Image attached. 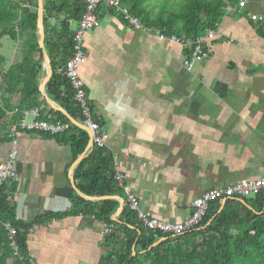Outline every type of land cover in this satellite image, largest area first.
Returning a JSON list of instances; mask_svg holds the SVG:
<instances>
[{"label":"crops","instance_id":"1","mask_svg":"<svg viewBox=\"0 0 264 264\" xmlns=\"http://www.w3.org/2000/svg\"><path fill=\"white\" fill-rule=\"evenodd\" d=\"M252 15L264 17L262 0L225 10L207 45L210 57L191 68L184 64L189 48L137 29L117 12L102 11L100 26L87 32L80 74L104 148L126 176L121 195L111 196L119 207V198L131 206L135 196L141 211L181 222L206 191L264 174V20ZM13 127V141L0 143V163L17 152V218L32 222L72 209L79 157L72 146ZM84 209L29 231L33 264H103L112 231Z\"/></svg>","mask_w":264,"mask_h":264},{"label":"trees","instance_id":"2","mask_svg":"<svg viewBox=\"0 0 264 264\" xmlns=\"http://www.w3.org/2000/svg\"><path fill=\"white\" fill-rule=\"evenodd\" d=\"M231 1L237 4L236 0ZM122 3L144 26L166 36L189 39L201 37L208 30L216 31L226 6V0H122ZM85 5V0H44L45 44L54 70L46 90L80 122H84L82 109L65 70L74 50L71 23L79 21ZM105 10L115 13L100 4L98 11ZM4 37L19 45L20 58L7 66V57L0 52V143L12 142L10 129L21 122L26 112L38 109L40 119L70 123L67 131L43 134L70 144L76 159L85 151L89 133L49 105L39 89L44 56L39 45L38 0H0V40ZM114 169L113 155L94 145L76 168L75 180L89 196L121 195ZM15 191V182L0 184V264H33L28 255L29 231L36 225L72 214L74 209L83 210L82 206L84 212L112 227L106 237L108 249L103 264H264V191L249 198H228L221 211L224 199L212 201L202 222L178 236L147 230L128 204L119 219L114 220L112 216L119 207L117 200L93 202L77 194L71 199L72 209L47 212L32 222H24L17 218L12 204ZM7 222L17 229L18 255L14 254L4 226ZM161 238L164 239L151 247Z\"/></svg>","mask_w":264,"mask_h":264},{"label":"built area","instance_id":"3","mask_svg":"<svg viewBox=\"0 0 264 264\" xmlns=\"http://www.w3.org/2000/svg\"><path fill=\"white\" fill-rule=\"evenodd\" d=\"M85 2V9L78 21L77 27L73 31L74 50L72 56L67 61L65 74L69 78L72 88L75 91V100L82 109V115L84 117L83 123L88 124L93 131L94 145L104 148L106 145V134L102 130L99 121L94 119L93 108L89 101L86 84L80 74V66L86 53L84 47L86 34L90 29L100 26L101 12L98 11L100 4H105L114 9L131 26L145 31H150V29L146 28L131 13L130 9L123 5L122 0H85ZM236 2L237 4L234 5L231 0H226L225 10L233 11L236 8L242 10L247 6L248 0H236ZM262 2L264 3V0ZM252 18L254 20H264V17L261 15H252ZM158 35L161 37L166 36L159 31ZM215 36V31L208 30L205 35L195 39L179 38L175 35L169 36V38L180 43L185 48L190 49L191 52L185 57L184 64L191 68L196 62L204 61L210 57V49L207 45ZM27 113H31L34 119L31 122H27L23 118L18 125H14V130L20 128L26 131L57 134L67 131L70 128V123L67 122L40 119L38 109H32ZM16 154V151L12 152L8 159L0 163V184L7 181L16 182L19 180V174L15 168ZM114 178L120 187H124L126 176L118 166H115ZM262 191H264V174L255 178L242 179L225 187L212 188L196 199L192 214L181 222L165 221L141 211L137 205L138 199L135 196H130V202L131 208L137 213L139 220L147 230L178 236L195 228L202 222L212 201L222 198H249L258 195ZM4 226L8 231L11 246L14 248V254L18 255V246L15 240L17 229L9 222L4 223ZM105 228L106 231L112 230L111 226L105 225Z\"/></svg>","mask_w":264,"mask_h":264},{"label":"water","instance_id":"4","mask_svg":"<svg viewBox=\"0 0 264 264\" xmlns=\"http://www.w3.org/2000/svg\"><path fill=\"white\" fill-rule=\"evenodd\" d=\"M45 17V9H44V0H38V34H39V45L40 47L43 49V56H44V62H43V70H44V76L41 78L40 83H39V89L43 95V97L45 98L46 102L51 105L52 107H54L55 109L61 111L66 117H68V119L75 125H77L78 127H81L83 129H85L86 131H88L89 133V142L88 145L85 149V151L76 159V161L74 162V165L72 167V176H71V180H72V186L74 188V190L78 193V195H80L81 197L88 199V200H101V199H108L111 198V196H89L86 195L85 193H83L75 184V179L73 176V171L74 168L85 158L86 156V152L94 147V142H93V131L90 128V126L86 123H82L76 119H74L69 112L63 108L61 105H59L58 103H56L48 94L47 90H46V85L49 82V80L52 78L53 76V67L51 64V58L46 50V44H45V38H46V31H45V24H44V18ZM120 200V207L118 208V210L114 213V215L112 216V218L115 220L116 217H118L121 212L123 211L124 208V200L119 198ZM227 199L223 200V204L222 207L220 208V211L223 209V206L225 204ZM242 202L244 204H248V202L246 200H242ZM211 221L208 223L210 224ZM164 238L159 239L158 241H156L151 247L157 245L158 243H160Z\"/></svg>","mask_w":264,"mask_h":264},{"label":"rangeland","instance_id":"5","mask_svg":"<svg viewBox=\"0 0 264 264\" xmlns=\"http://www.w3.org/2000/svg\"><path fill=\"white\" fill-rule=\"evenodd\" d=\"M78 21H72V28L77 27ZM18 44L10 39L9 37H4L0 40V52L7 57V66L19 60V50Z\"/></svg>","mask_w":264,"mask_h":264}]
</instances>
